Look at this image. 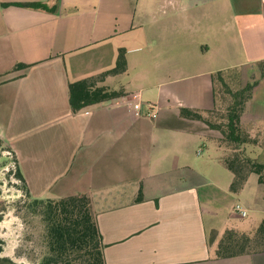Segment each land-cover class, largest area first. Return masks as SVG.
<instances>
[{"label": "crops", "instance_id": "1", "mask_svg": "<svg viewBox=\"0 0 264 264\" xmlns=\"http://www.w3.org/2000/svg\"><path fill=\"white\" fill-rule=\"evenodd\" d=\"M33 3L42 7L24 6ZM170 32L194 35L193 56L184 40L155 45L154 36ZM121 49L127 72L102 84L124 95L73 112L69 84L112 70ZM141 51L165 77L192 57L193 76L203 79L196 98L161 90L165 83L149 77L116 87L129 75V55ZM263 59L264 0H0V139L33 198L92 199L106 264H264V252L215 257L226 230L259 225L240 222L246 217L234 210L233 181L209 127L180 114L213 109L212 74L239 68L247 85L260 78ZM242 122L252 134L264 130V78ZM249 178L239 193L249 181L255 188Z\"/></svg>", "mask_w": 264, "mask_h": 264}, {"label": "trees", "instance_id": "2", "mask_svg": "<svg viewBox=\"0 0 264 264\" xmlns=\"http://www.w3.org/2000/svg\"><path fill=\"white\" fill-rule=\"evenodd\" d=\"M24 6L42 7L39 3L24 4ZM256 64L260 72L259 79H262L264 59ZM20 66L23 65L17 67ZM127 70L126 50L121 49L112 70L70 83L69 97L73 112L122 97L124 95L122 90H112L102 83L107 77L125 74ZM211 77L213 109L201 112L182 108L180 114L186 119L202 121L209 127L213 134L209 139L223 151L221 161L233 174L230 187L233 193H238L245 186L251 174L257 175L259 183L264 185V164L248 156L244 147L245 145L264 147V130L260 135H253L250 128L242 122V116L253 98L259 79L253 78L252 82L242 85L241 73L236 68L216 72ZM231 77L239 82L240 86L236 90L227 81ZM227 96L230 101L224 110H220L218 98L224 100ZM15 175L24 183V189L30 195L18 164ZM29 205L32 212L40 216L45 227L44 239L48 252L39 264H106L105 244L92 199L88 195L67 196L58 200L33 198ZM253 246L255 248H252ZM263 252L264 218L261 224L249 233L226 230L217 243L215 257L232 258Z\"/></svg>", "mask_w": 264, "mask_h": 264}, {"label": "rangeland", "instance_id": "3", "mask_svg": "<svg viewBox=\"0 0 264 264\" xmlns=\"http://www.w3.org/2000/svg\"><path fill=\"white\" fill-rule=\"evenodd\" d=\"M157 15L156 17H160L162 13L158 12ZM221 26L222 24H219V37H221ZM193 36L187 33L181 37L177 35V32H170L167 35L154 36V39L155 45H172L184 40L187 43L186 53L189 51L193 56L195 48L188 46L193 45ZM144 54L141 51L129 55L132 60L129 75L119 77L115 83L116 87L120 84L124 85L130 80L139 83L144 78L149 77L154 83H165L161 84V90H170L187 99L196 98L194 92L196 88L201 91L200 87L203 84V79L198 78L199 76H193L198 73L199 67L193 62L192 57L189 58L191 66L187 67L183 72L172 73L169 77H165L160 76L158 73L163 68L144 64ZM236 69L239 70V68ZM227 81L234 90L240 86L239 82L232 77L228 78ZM152 92L150 94L151 98H156L159 92L158 86ZM228 98L229 96L225 97L224 100H221V97L218 98L220 110L226 108L227 103L230 101V98L229 100ZM254 131L253 135H260L263 132L262 129ZM211 144L216 154L221 158L223 151L219 150L215 144ZM244 147L248 156L256 158L260 163L264 164V147L252 145H245ZM221 166L228 172L233 181L234 177L231 171L223 164ZM16 168V157L12 148L0 141V264H39L48 252L44 239L45 227L41 222L40 216L33 213L30 209L29 204L33 201V197L27 194L24 189V183L15 175ZM250 178L254 180L256 189L251 186L252 181H249L247 187L241 193H234L233 196L236 199L235 203L240 204L247 210L246 218L241 219L240 222L257 227L264 218V213L261 211L263 209L262 203L264 205V185L259 183L257 175L251 174ZM250 178L249 180H251ZM259 191L262 194V200L257 198ZM252 248L255 247L253 246Z\"/></svg>", "mask_w": 264, "mask_h": 264}, {"label": "built area", "instance_id": "4", "mask_svg": "<svg viewBox=\"0 0 264 264\" xmlns=\"http://www.w3.org/2000/svg\"><path fill=\"white\" fill-rule=\"evenodd\" d=\"M133 99L136 101V103L134 104V113L135 116L137 117H142L144 115V112L142 111V102L140 101V98L137 94L133 95ZM151 110V109H150ZM148 116H151L153 118L156 117V114L152 111V112H148L147 113ZM234 210L239 213L242 217H246L247 216V210L244 209L240 204H236L234 207Z\"/></svg>", "mask_w": 264, "mask_h": 264}]
</instances>
